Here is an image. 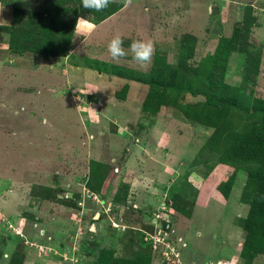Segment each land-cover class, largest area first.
Here are the masks:
<instances>
[{"label": "rangeland", "instance_id": "obj_1", "mask_svg": "<svg viewBox=\"0 0 264 264\" xmlns=\"http://www.w3.org/2000/svg\"><path fill=\"white\" fill-rule=\"evenodd\" d=\"M0 25V264H264L254 165L214 140L264 122V0H0Z\"/></svg>", "mask_w": 264, "mask_h": 264}, {"label": "trees", "instance_id": "obj_2", "mask_svg": "<svg viewBox=\"0 0 264 264\" xmlns=\"http://www.w3.org/2000/svg\"><path fill=\"white\" fill-rule=\"evenodd\" d=\"M3 29V26L0 25V30ZM4 29L8 27L4 26ZM231 47L229 48H218L215 53V57L212 62L216 63L217 74L213 72L215 84L222 83L220 80V66L226 62V58L229 54ZM20 52V51H19ZM215 69V70H216ZM214 70V71H215ZM217 75V76H216ZM144 82L143 77L138 78ZM150 85V93L148 98L151 95L158 94L157 92L169 88L170 84H163V81L157 80L152 81L151 79L146 81ZM151 99V98H150ZM225 104V101H223ZM227 101V105H228ZM211 107V114L209 118H214V114L223 111L220 109L221 105H218L219 108ZM157 108L158 106H154ZM220 110V111H219ZM197 117V114L194 115ZM198 118V117H197ZM216 139L214 138L216 144L220 141H223L222 145L229 146L230 152H232V159L244 160L245 162H251L254 166L248 170L245 184L241 192V202H244L248 205V212L245 218L242 220V227L246 231L244 243L241 247L240 257L243 259L244 263H251L252 259L258 253H264V122H257L250 124L246 131L242 133H236L234 137H227L225 133L218 132L216 134ZM227 187H223L224 184L218 185V190L225 196H228L229 187L233 183V176L229 177L226 181ZM136 257V256H135ZM142 261L145 264H149L150 257H142ZM128 264V259H120L118 264L121 263ZM11 264V263H9ZM132 264H140L137 259L132 258Z\"/></svg>", "mask_w": 264, "mask_h": 264}]
</instances>
